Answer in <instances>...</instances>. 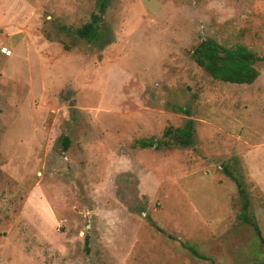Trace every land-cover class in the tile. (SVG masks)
Masks as SVG:
<instances>
[{"label":"rangeland","instance_id":"obj_1","mask_svg":"<svg viewBox=\"0 0 264 264\" xmlns=\"http://www.w3.org/2000/svg\"><path fill=\"white\" fill-rule=\"evenodd\" d=\"M25 1L0 0V264H264V61L192 58L264 56V0Z\"/></svg>","mask_w":264,"mask_h":264},{"label":"trees","instance_id":"obj_2","mask_svg":"<svg viewBox=\"0 0 264 264\" xmlns=\"http://www.w3.org/2000/svg\"><path fill=\"white\" fill-rule=\"evenodd\" d=\"M95 21V19H92L91 22H86L80 28L76 29L77 35L86 38L87 41L93 40L89 38H94L95 36ZM192 58L194 62L203 68L213 79L235 84H250L258 74L253 66L254 62L257 60L264 61V56L258 57L242 45L238 44L233 47L225 48L210 38L200 41L197 46L194 47ZM187 134L188 133L178 129V141L181 144L188 143ZM66 140L67 138L64 137V148H66ZM234 181L240 193H244L241 182L235 178ZM243 198L245 200L244 195ZM246 207L247 204L246 201H244L243 209L245 210ZM244 210L239 213V215H241L242 220L248 221ZM261 242L264 245V238L261 239ZM187 248L192 254L197 255L191 247Z\"/></svg>","mask_w":264,"mask_h":264},{"label":"crops","instance_id":"obj_3","mask_svg":"<svg viewBox=\"0 0 264 264\" xmlns=\"http://www.w3.org/2000/svg\"><path fill=\"white\" fill-rule=\"evenodd\" d=\"M22 2L25 3L26 6H28V4L25 0H22ZM29 7H31V5H29ZM8 23H9V25H13V20H10ZM2 50L5 54H8L10 52V50L7 49L6 47H3Z\"/></svg>","mask_w":264,"mask_h":264}]
</instances>
